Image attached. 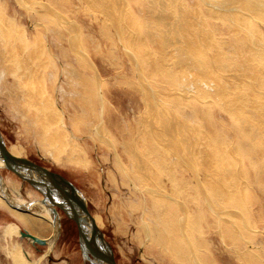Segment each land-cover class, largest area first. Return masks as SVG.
Masks as SVG:
<instances>
[{"label":"rangeland","instance_id":"obj_1","mask_svg":"<svg viewBox=\"0 0 264 264\" xmlns=\"http://www.w3.org/2000/svg\"><path fill=\"white\" fill-rule=\"evenodd\" d=\"M224 1L169 4L175 17L184 12L187 19L191 12L189 28L198 40L208 32L219 34L210 41L224 54L219 67L227 64L225 70L234 71L240 62L241 68L258 69L264 81V17H238L234 9L244 14L251 2L250 8L260 11L264 0ZM155 3L0 0V45L6 49L17 43L20 49L13 62L22 71L42 59L35 72L38 79L24 84L34 98L44 96L48 105L33 108L44 114L46 130L34 125L25 129L12 109V98L0 92V132L12 153L61 173L77 186L119 264H264V157L259 154L264 144L250 140L213 94H187L182 86L187 78L180 71H188L174 58L175 50L164 51L154 41L157 36L146 34L150 23L164 27L158 17L150 18ZM185 27L187 36V20ZM156 62L166 71L155 73ZM54 117L60 118L64 130L61 140ZM200 148L209 152L207 159L200 156ZM57 152L61 159L54 156ZM74 155L81 162L69 163ZM143 160L152 168L139 170ZM0 174L19 185V191L7 187L12 197L44 201L40 191L11 170L0 168ZM221 191L228 195L221 196ZM57 222L49 245L35 246L21 236L12 241L27 249L35 264H90L83 259L76 223L60 210ZM172 225L178 227L175 234ZM7 229L20 232L24 227L0 209V232ZM159 229L168 242L173 236L182 239L187 260L179 252L170 254V244L161 245ZM4 253L0 244L1 258L12 264Z\"/></svg>","mask_w":264,"mask_h":264},{"label":"bare ground","instance_id":"obj_2","mask_svg":"<svg viewBox=\"0 0 264 264\" xmlns=\"http://www.w3.org/2000/svg\"><path fill=\"white\" fill-rule=\"evenodd\" d=\"M156 1H157V3L153 4L156 7V9L152 5V7L155 10H153V11L148 10L147 12L148 13H149V11L152 12L150 14L151 15L150 18L157 19V17H158L159 19H157V20H159L163 24L164 27L161 30L160 28H156V25L154 26L152 23H150L149 28H152V29H148L149 33L147 32L146 34H150V37L153 34L155 35V37L157 36L158 40H156V39L154 40L153 39L154 37L152 39L154 41H157L158 45H159L158 47L162 46L164 51L169 52L171 49L175 50L174 51V55H175L174 58H177L176 60L180 61L179 62L180 64L181 63L184 64V66H182V67H184V69H187V71H188V72H182L183 70H181L180 72L183 75L180 74V72L178 73L179 74L178 77H180V75H182L183 78L184 77H185V79L187 78L186 80H183V78H181L183 81H185V82L187 81V83H182V86H184V89L187 87V91H186L187 94L190 93V91H194V92H198V93L199 92L205 93V91H206L207 93L213 94L215 97H217V100L222 103L223 107L225 106L227 109H229V113L230 112L232 113V115L236 119L235 121H237L239 123V125L242 127L243 133L246 134L250 140H253L254 142L259 143V144L260 143L264 144V81H263L262 74H260L258 69L254 68V67H248V65H247V68H241L239 66L240 62H238V65L235 64L236 65V69H235L236 71L235 70L234 71L225 70V66L227 67V64L224 66V69H223V66L219 67L220 61L222 60L221 58L223 57V56L221 57V55H224V54L221 53L222 51L218 47L215 48V46H213L215 48V49H213L211 47L212 42L210 43V41L214 39L213 37H216L219 34L216 31H212L213 35H214L213 36L212 34L210 35L211 32L210 33L208 32V35L206 37H202L200 40H198L196 38L197 36L192 35L194 31H191V29L189 28L190 23H191L189 20L190 19L189 17H190V15H192L190 11H187V19L184 17L185 16L184 12L181 13L180 17L178 18V17H175V14L171 15V12L174 10H172L170 7V5H171V4H169L170 0H163V1L162 0H156ZM257 1L260 2L261 0H257ZM230 2H228V3H230ZM237 2H240V1L237 0L236 3ZM245 2L246 1H244V3ZM165 3L167 4V9L164 7ZM236 3H235V5L238 4V3L237 4ZM241 3H243V2H241ZM241 3H240V6L243 5V4L241 5ZM247 3L249 4L248 5L249 8L247 7V8H245V10L243 9L244 14H241V15L237 14V10H240V9L234 8L236 6L232 7L234 9H236L235 10L236 16H238V17L242 16L243 17L244 15L247 16L249 14L250 16H252L254 19H257V20H260V18L264 17V13H263L264 9L260 8L261 10L258 11L257 6H256V9L253 10L250 8L252 6L251 5L252 3L251 2L250 3L247 2ZM260 3H263V1H261ZM147 5H149V3ZM217 6L219 7V5H217ZM223 7L226 8L225 5ZM237 7H239V5H237ZM243 7H245V5ZM260 7H262V5ZM219 8H221V7H219ZM227 8H228V6H227ZM239 8H241V7H239ZM246 9H248V10H246ZM228 10H229V8H228ZM261 11H263V12H261ZM169 12H170V14H169ZM231 13H232V11H231ZM232 14H233V16H235V12H233ZM131 17H132V15H131ZM217 17H218V15H217ZM150 18H148V19H150ZM242 19L244 21V18H242ZM186 20H187V36L183 32ZM240 21H241V23L243 22L242 20H240ZM203 22H204V20H203ZM244 22H247V21H244ZM244 25H245V23H244ZM153 28H156L159 32L153 30ZM194 29H195V27H194ZM233 31H234V29H233ZM236 33H238V32L236 31ZM152 43H154V45H155V42H152ZM209 45H210L211 49L213 50L212 52L208 51ZM202 46H206L207 48L205 50H203ZM158 47H157V49H159ZM19 49H20V47L17 45V43H13L10 48H6V49L4 46L0 45V92L2 93V92L6 91V94H9L10 98H12L13 106H14L12 109H13L14 113L17 114L16 116H18V118L20 119V121H21V123L25 129H31L30 127H33V125H34V126H36V128L39 127L40 130L45 131L46 130L45 125L43 123L44 114H41L40 111L38 114L36 111L33 110V108L38 109L37 108L38 105L42 108H47L48 107L47 99L44 96L34 98L35 95H33L30 92V90L28 89V87L24 84L25 82L29 83V82H32L33 80L38 79L37 73H35V72L38 70V67L40 65L39 61H42V59H40L38 61V63H35L34 65L29 64L28 67L26 68V70L22 71V67L21 66L15 67L16 64L13 62V59L16 56V52ZM153 49H155V48H153ZM163 50H161V52ZM246 50H247V52H250L251 46H248L246 48ZM158 53H160V52H158ZM165 53H167V52H165ZM169 54H171V52ZM154 55H156V54H154ZM166 55L167 54H165V56ZM172 55H173V52H172ZM207 55H209V56L211 55L212 57L210 58ZM145 56H147V54ZM163 56L161 57V59L163 58ZM168 56L170 57L171 55H168ZM154 58H156V57L154 56ZM213 59H214V61H213ZM169 60H171V59H169ZM169 60L167 59L166 61H169ZM148 61H149V59H148ZM230 61L231 60H229V62ZM157 62H156V64L159 63V62L158 63ZM165 63H167V62H165ZM168 63H170V62H168ZM168 63H167V66H168ZM161 64H163V62ZM223 64H225V63H223ZM153 66L156 67L155 73H157V71H160V70L163 71L164 70L163 65H160V64L155 65V63H154ZM172 66H173V64H172ZM232 66H233V68H235L234 65H232ZM178 69H177V71H179ZM174 70H173L172 74L175 72ZM165 71H166V69L163 72H165ZM169 71H168V73H169ZM190 71H194L193 74H189ZM150 74H152V73H150ZM170 74H171V71H170ZM174 75H172V76H174ZM165 76L169 77L166 74H165ZM182 80H179V81L182 82ZM249 80H251L253 82V85L261 87L262 90H260V92H258L257 89H255L253 86H251V82H249ZM162 81H164V80H162ZM166 84H167V81H166ZM185 85H186V87H185ZM181 91H183V90H181ZM32 98L34 99V101L36 103L34 101H32ZM31 111L33 113H31ZM161 111H163V110H161ZM32 114L34 117H32ZM158 114H160V113H158ZM164 114L166 115L167 113H164ZM158 116H160V115H158ZM167 116H165V119ZM162 118H164V116ZM45 119H48V118L46 117ZM59 119L60 118L54 117V121L59 128V133H61L60 139H59V140H61V138H63V135H65V134H62V132H64V130H62L59 127V123H60ZM159 119H160V117H159ZM168 119H169V116L167 117L166 120H168ZM167 123H169V120ZM167 126H168V124H167ZM208 126H209V124H208ZM169 127L171 128V125ZM192 137H193V135H192ZM195 137H197V136H195ZM187 140H190V138L186 139V143H187ZM192 144H194V143H192ZM183 145H184V143H183ZM132 146L130 145V147H132ZM210 146H211V144H210ZM59 148H60V146H59ZM127 148H129V147L127 146ZM204 148H206V147H204ZM207 149H209V148H207ZM213 151H215V150H213ZM260 151L261 152L259 154L262 157H264V146H263L262 150H260ZM73 152H75V151H73ZM77 152H78V150H77ZM198 152L200 153L201 157L203 156L204 159H207L209 152L201 150V148L198 149ZM12 154H14V153H12ZM61 154H62L61 152H57V153H54V156L58 159H61L60 158V157H62ZM211 154H212V152H211ZM164 155H165V153H164ZM75 156H78V155H74V158H75ZM262 157L260 159H262ZM79 159L75 158V159L69 161V163H73V162H77V161L81 162ZM138 161L140 162V160H138ZM150 164H148V162L143 160V161H141V164H137V166L139 165L138 166V167H140L139 170L141 168L150 169V168H152ZM217 164H218V162H217ZM218 166H219V164H218ZM3 167H4V163L0 161V168H3ZM160 167H161V165H160ZM4 168H6V167H4ZM222 170H223V168H222ZM213 171H215V169ZM213 173H215V172H213ZM146 174H147V172H146ZM144 177H146V176H144ZM25 182L30 184L27 180H25ZM7 187H11L12 189H15L16 191H19V185L14 180H11V181L4 180L0 174V209H4L5 211H7L18 222V224L22 225L25 229H27L32 234H34L38 237L49 239L54 234L56 229L58 228V224H57V228H56L55 221L53 219V216L50 212L51 210L48 207V205L43 201L41 203L40 200H34L32 197H31L32 199H30L31 203L25 202L26 199H24L21 196L12 197L9 194ZM222 195H228V193L221 191V196ZM38 201H40V203H37ZM95 222L97 223L96 219H95ZM183 222H181V223H183ZM56 223H58L57 220H56ZM97 225H98V223H97ZM173 226L174 225H172L170 227L171 228L170 232L172 231L173 234H175L176 229L178 227H173ZM183 226H185V224ZM183 226H182V224H179V228L180 227L183 228ZM177 232H178V230H177ZM15 236H21L20 232L15 231V230H8V229L0 232V244L5 249L4 254H5L6 258H7V256L10 257V259L12 260V264H35L34 259H32L29 251L27 249L23 248L22 246H20V244L12 241V238ZM163 236H164V234L160 230L158 237H161L160 238L161 239L160 240L161 245L163 244L162 246L165 247V245H164L165 243L170 244V246L168 245L169 246L168 251L170 254H177V252H179L178 256L179 257L181 256V259H183V260H187V254L185 252H182L184 250V242L182 241V239L180 240L179 238L173 236L172 240L170 238L171 243H169L170 240L168 242V240L165 239L166 234H165V237H163ZM157 242H159V241H157ZM1 257L2 256L0 255V264H7V262L4 259H2Z\"/></svg>","mask_w":264,"mask_h":264},{"label":"water","instance_id":"obj_3","mask_svg":"<svg viewBox=\"0 0 264 264\" xmlns=\"http://www.w3.org/2000/svg\"><path fill=\"white\" fill-rule=\"evenodd\" d=\"M0 161L4 163V167L16 173L21 179L27 180L44 195L43 202L50 208L55 225L59 210L76 223L79 245L85 262L119 264L113 246L89 211L85 196L72 181L27 157L12 154L1 132ZM20 234L35 246L50 244L48 238L38 237L25 228L20 230Z\"/></svg>","mask_w":264,"mask_h":264},{"label":"flooded vegetation","instance_id":"obj_4","mask_svg":"<svg viewBox=\"0 0 264 264\" xmlns=\"http://www.w3.org/2000/svg\"><path fill=\"white\" fill-rule=\"evenodd\" d=\"M39 191V190H38Z\"/></svg>","mask_w":264,"mask_h":264}]
</instances>
